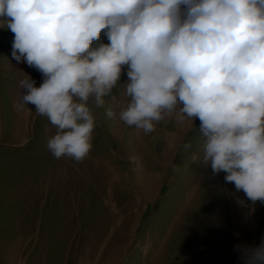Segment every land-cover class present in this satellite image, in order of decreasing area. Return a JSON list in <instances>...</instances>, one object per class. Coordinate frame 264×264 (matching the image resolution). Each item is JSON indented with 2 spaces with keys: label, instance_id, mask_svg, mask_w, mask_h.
Instances as JSON below:
<instances>
[{
  "label": "clouds",
  "instance_id": "obj_1",
  "mask_svg": "<svg viewBox=\"0 0 264 264\" xmlns=\"http://www.w3.org/2000/svg\"><path fill=\"white\" fill-rule=\"evenodd\" d=\"M0 28L14 33L12 58L42 74L37 87L24 72L21 103L56 127L55 158L89 154L87 104L114 101L126 65L130 102L118 118L145 133L165 115L198 118L194 159L225 173L249 213L264 204V0H0ZM102 31L109 43L93 48ZM234 250L242 264H264V236Z\"/></svg>",
  "mask_w": 264,
  "mask_h": 264
},
{
  "label": "rangeland",
  "instance_id": "obj_2",
  "mask_svg": "<svg viewBox=\"0 0 264 264\" xmlns=\"http://www.w3.org/2000/svg\"><path fill=\"white\" fill-rule=\"evenodd\" d=\"M13 39V32L0 28V264H199V251L207 255L205 263L214 264L217 257L224 264L228 192L243 245L260 229L264 236V204L257 202L256 217L247 220V207L237 202L246 199L243 191L225 182V173L217 178L194 159L203 155L198 118L193 123L165 115L150 133L118 118L130 102L122 85L128 80L126 65L113 90L116 99L105 97L102 107L94 98L87 104L95 119L89 154L79 162L55 158L47 141L56 127L34 105L21 103L24 72L37 87L42 74L12 58ZM101 42L109 43L103 31L92 47ZM108 108L115 118L105 115ZM49 168L53 188L32 220V202ZM64 174L70 191L62 202L57 182ZM68 209L70 221L64 223ZM203 220L209 223L205 229ZM30 226L34 236L27 243Z\"/></svg>",
  "mask_w": 264,
  "mask_h": 264
},
{
  "label": "crops",
  "instance_id": "obj_3",
  "mask_svg": "<svg viewBox=\"0 0 264 264\" xmlns=\"http://www.w3.org/2000/svg\"><path fill=\"white\" fill-rule=\"evenodd\" d=\"M68 174H64L62 177H61V182H57L58 184H61L62 185V191H61V194H60V200L62 202L66 201V197L69 195V191H70V186L68 184L69 182V177H66ZM42 181L40 183V193H38V198H35L34 201L32 202V207H31V212H30V219L34 218V211L35 209H38L39 206H41V210L43 208V204L45 202V200H48L49 197H50V192H51V189L53 188V170H50V168L48 170H45V173H43L42 175ZM217 178H219V175H217ZM226 199H228V204L230 205V209H228V214H226V216H223V222H225L223 224V231H224V235L222 237V240H225V243H226V248H227V259L225 261L224 264H242V261L239 259V256H238V251L234 250L235 246L237 245H243V242H242V239H241V235L240 233H238L236 231V225H235V212H234V202H233V198H232V195L230 192L227 193L226 195ZM249 204L251 202H248ZM229 205H228V208H229ZM223 207V206H221ZM232 209V210H231ZM70 210L68 209V212L63 214V222L67 223L70 221ZM257 215V206L255 205V211L253 213H249V209L247 208V220L248 219H251V216L253 217H256ZM40 217H41V214H40ZM33 220V219H32ZM39 220V218H38ZM228 220V222L226 221ZM255 223V222H254ZM208 221L206 220H203V228L205 229V227L208 225ZM257 226V225H255ZM249 227V225H248ZM260 229V227H259ZM31 230V226L28 230V232L26 233V237H24L26 239V242L28 243L32 238H33V231H30ZM261 229L258 230V233H255L254 235H250L249 237V243L248 244H259L260 243V237H261ZM71 236V235H70ZM69 237V236H68ZM208 237V236H206ZM70 238V237H69ZM202 239H200V242H202V247H203V241H205V235L203 234L201 236ZM25 239L22 241V247L19 248L20 252H22L23 248H25V245H24V242H25ZM210 239V247H212L211 245V242H212V239ZM219 242V241H218ZM26 244V243H25ZM202 254V255H201ZM207 255L205 254V252L201 253L199 251V264H208V263H205V257ZM221 256H225V254L221 255ZM217 258V257H216ZM215 258V261L213 260V263L214 264H218V258L216 260ZM221 260V258H220ZM221 261H224V260H221ZM221 264V262H220Z\"/></svg>",
  "mask_w": 264,
  "mask_h": 264
}]
</instances>
